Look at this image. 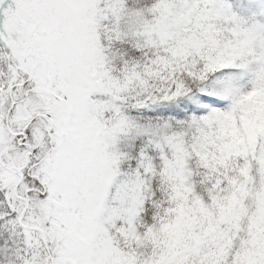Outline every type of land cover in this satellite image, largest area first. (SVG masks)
<instances>
[{
  "label": "snow or ice",
  "instance_id": "snow-or-ice-1",
  "mask_svg": "<svg viewBox=\"0 0 264 264\" xmlns=\"http://www.w3.org/2000/svg\"><path fill=\"white\" fill-rule=\"evenodd\" d=\"M0 264H264V0H0Z\"/></svg>",
  "mask_w": 264,
  "mask_h": 264
}]
</instances>
